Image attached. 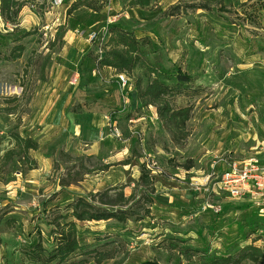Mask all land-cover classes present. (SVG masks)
<instances>
[{
  "label": "rangeland",
  "instance_id": "rangeland-1",
  "mask_svg": "<svg viewBox=\"0 0 264 264\" xmlns=\"http://www.w3.org/2000/svg\"><path fill=\"white\" fill-rule=\"evenodd\" d=\"M51 1L35 3L31 11L37 18L29 14L26 23L27 15L21 14L18 29L0 21L1 55L8 56L19 44L26 49L19 61H0V264H58L47 260L57 225L66 223L68 205L79 195L111 188L117 189L111 197L119 190L127 197L135 194L136 217L125 224L78 223L82 250L67 264H201L195 250L231 251L244 233L245 214L256 210L249 200L229 201L214 190V177L223 172L224 161L255 158L264 165V0H164L163 6L155 0L149 10L118 20L120 27L151 41V64L172 74L182 69L192 77V89L173 102L175 108L188 106L193 112L181 143L159 121L137 128L145 142L136 135L123 143L110 129L115 142L110 148L128 147L137 163L113 164L107 172L96 171L104 166L102 160L79 157L73 149L67 155L77 164L61 156L62 132L45 122L60 89L79 87L93 69H102L97 63L109 40L106 29L117 23L116 17L109 22L111 0H67L60 8ZM76 1L92 2L101 11L80 7L70 16ZM204 3L209 9L197 8ZM174 8L180 10L170 16ZM92 32L98 34L96 43L89 42ZM138 77L147 81L144 69L130 77L134 88ZM139 113L135 110L133 119ZM127 125L134 124L121 121L122 128ZM14 133L40 144L30 152L37 170L22 174L30 164L1 160L15 148ZM48 154L53 163L45 169L38 159ZM142 158L157 166L154 195L138 185ZM81 160L96 172L78 185L61 186L80 172ZM208 205L220 206L221 213ZM173 243L195 255L183 256ZM256 246L264 248V239ZM38 252L42 260L36 258Z\"/></svg>",
  "mask_w": 264,
  "mask_h": 264
},
{
  "label": "trees",
  "instance_id": "trees-1",
  "mask_svg": "<svg viewBox=\"0 0 264 264\" xmlns=\"http://www.w3.org/2000/svg\"><path fill=\"white\" fill-rule=\"evenodd\" d=\"M39 1L42 0H0V17L5 24H9L18 29L22 10L29 5L34 7V4ZM153 5V0H130L126 7L130 9L140 8L149 10ZM197 6L199 9H209L208 4L205 3L198 4ZM80 7L93 10L96 13L101 11V8H97L92 2L76 1V3L69 8L68 14L70 16L73 15ZM192 8H196V6ZM179 10L180 8L172 9L169 13L170 16H176ZM108 31L109 40L104 48L105 55L102 59H98V67L102 69L111 68L118 73H126L129 77H131L137 69H144L147 81L144 82L142 77H138L135 81V91L140 102V107H154L157 111L159 122L163 125L164 129L170 132L178 143L184 141L188 136L187 123L192 118L193 110L188 106L177 109L173 101L176 97H182L188 90L192 89L191 85L194 81L192 77L183 72L182 69H177V71L172 74L158 63L151 64L148 60L151 41L148 39L138 38L133 32H129L117 24H112L108 28ZM25 36H31V33H27ZM25 50V46L19 44L8 56L3 57L0 53V61H19V59L23 57L22 55ZM13 140L15 148L8 151L1 160H4V163L7 165L16 159L20 164H30L22 174L37 170L38 164L30 158V152H36L40 148V144L18 133L13 134ZM61 156L67 157L70 162L73 161V163H78L77 160H74L67 154L61 153ZM79 163L80 172L73 178H69L67 182H63L61 186L70 187L72 185H78L84 181L85 176L91 175L96 171L107 172L111 168V166H103L94 171L87 169L83 160ZM125 163L126 165L130 164L131 160ZM140 170L141 176L138 185L150 190V195H154L155 185L152 172L147 170L145 163L141 164ZM67 173L72 174V170L69 168ZM116 190V188H111L104 192L91 194L88 197L77 196L76 199L68 205L65 218L66 223L64 225H57V229L55 230V232H57L55 234L56 244L51 251V256L47 260L48 262L55 263V261H57L58 264H67L70 258L82 250L77 231L78 223L112 222V220H114L118 223L125 224L127 221L136 217L137 214L133 210L135 194L133 193L131 196L127 197L123 190H119L115 196L111 197L110 193ZM147 202L152 204L153 200L149 199ZM241 225V230L244 233L242 238L234 244L231 251L222 254L211 253L208 249H202V252L195 250V252L199 253V257H201V264H264V248L256 246L261 239H264L263 236H260L261 232L264 233V217L259 216L257 211L246 213L242 219ZM171 247L175 250H179L185 257L191 258V256L195 255H190L189 249L182 247L178 243H173ZM38 250H42V247ZM40 253L38 252L36 254L38 260H42Z\"/></svg>",
  "mask_w": 264,
  "mask_h": 264
},
{
  "label": "crops",
  "instance_id": "crops-1",
  "mask_svg": "<svg viewBox=\"0 0 264 264\" xmlns=\"http://www.w3.org/2000/svg\"><path fill=\"white\" fill-rule=\"evenodd\" d=\"M127 1L129 2V0H111L110 7L107 8L110 12L109 22L114 20L112 17H116V24L121 25L122 23H118V20L120 21L123 17L132 15L135 12L144 11L140 8H127L122 11L123 5L127 4ZM156 3L163 6L164 0H157ZM32 8L33 6L31 8L26 7L22 11V17L27 15L24 20L25 23L29 21V14H34L37 18L36 14L31 11ZM0 21L2 22L1 17ZM93 23L92 27L95 25ZM87 76V81L79 87L69 88V90L60 89L56 102L49 113L50 115L46 119V126L51 129L57 128L60 133L62 132L60 135L63 143L61 144V150L65 148V155L71 153L73 149L79 153V157L84 156L102 160L104 166H113V164H121L124 167L134 166L137 163L135 162L137 158L130 154L131 150L128 147H125V150L121 149L119 145L110 148L115 143L110 129L113 130L117 127L122 134V139L119 141L131 143L136 135H138V138H142V135L137 133L139 126L151 128L150 125L158 124L159 119L156 109L154 107L141 108L135 88L131 85L129 90L125 92L129 98L127 110L121 112L123 97L115 71L111 68H96ZM135 110L140 112L137 119H133ZM110 117L112 118L109 119ZM124 119L127 120L128 124L134 125H127L128 127L122 128L121 121H124ZM122 129L124 132H122ZM127 129L130 134H128ZM141 141L145 142L143 138ZM116 142H118L117 139ZM113 159H116V161L112 163L111 160ZM128 160H131V163L126 165L125 162ZM144 160L141 159V164L145 162ZM38 161L40 166H44L45 169L50 168L53 163L52 154L39 158ZM191 180H194V178Z\"/></svg>",
  "mask_w": 264,
  "mask_h": 264
},
{
  "label": "built area",
  "instance_id": "built-area-1",
  "mask_svg": "<svg viewBox=\"0 0 264 264\" xmlns=\"http://www.w3.org/2000/svg\"><path fill=\"white\" fill-rule=\"evenodd\" d=\"M66 1L52 0L51 5L60 8ZM106 32H108L107 29ZM88 39L90 43H96L98 41V34L92 32ZM99 55L100 59L104 57L105 53L103 49L100 50ZM115 73L123 97L121 112H125L129 104V98L125 92L129 90L132 82H130V77L126 73H118L117 71ZM77 82L78 77L75 78L73 84L76 85ZM112 134L118 139L122 137L117 127L112 130ZM144 163L147 170L151 171L152 177H154L158 172L156 163L151 161H145ZM220 167L224 168L223 172L220 175H216L214 172L212 175V177L216 175L214 177V190L216 189L221 192L232 201L249 200L259 216L264 217V165H261L259 160L250 158L243 161H224V164L220 165ZM213 170H215V165L213 166ZM208 208H211L215 213H221L222 211L220 206L214 207L208 205Z\"/></svg>",
  "mask_w": 264,
  "mask_h": 264
}]
</instances>
